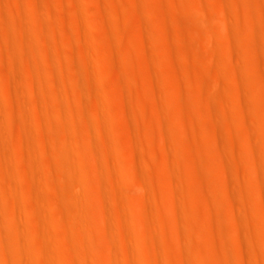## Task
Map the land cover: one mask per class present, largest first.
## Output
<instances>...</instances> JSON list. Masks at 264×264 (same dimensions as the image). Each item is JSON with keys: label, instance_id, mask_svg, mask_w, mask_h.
<instances>
[{"label": "bare ground", "instance_id": "bare-ground-1", "mask_svg": "<svg viewBox=\"0 0 264 264\" xmlns=\"http://www.w3.org/2000/svg\"><path fill=\"white\" fill-rule=\"evenodd\" d=\"M169 1L176 8L168 13L151 0H133L128 12L112 6L113 18L143 25L135 34L143 61L123 45L135 43L127 26L109 27L107 39L117 50L101 51L79 0L71 22L83 37L82 44L75 41L81 60L71 52L49 54L71 44L56 42L42 23L57 14L51 1L1 6L0 264H264V0ZM158 13L171 23L173 33L165 36L172 37L170 63L180 74L173 78L187 86L181 90L188 103L159 69ZM113 58L137 97H124L127 115L110 101L105 63ZM138 68L146 73L141 85ZM25 85L32 114L24 108ZM38 98L45 109L37 108ZM119 119L134 126L128 149ZM185 127L198 142L185 140ZM156 145L166 153L158 165ZM199 195L209 209L197 206ZM66 218L75 224L64 225ZM202 234L218 239L202 244Z\"/></svg>", "mask_w": 264, "mask_h": 264}, {"label": "rangeland", "instance_id": "rangeland-1", "mask_svg": "<svg viewBox=\"0 0 264 264\" xmlns=\"http://www.w3.org/2000/svg\"><path fill=\"white\" fill-rule=\"evenodd\" d=\"M48 1H51V3H53L55 5V7L57 8V14L55 13L51 17H48V18L45 17L42 20V23L44 25H50L51 26V28L53 29L52 38L56 42L61 41L64 38H67L69 40V42L71 43L70 46L67 47V48L51 47L48 50L49 54L51 56H57L59 54V52H60V55L62 54L61 52H63V53L64 52H71L73 57L76 60H81L82 59V53H81L80 49L77 47L75 41L78 42L77 41V39H78L79 42L82 44L81 41L83 40V37H82V35L80 33L81 31L78 30V32H77V30L74 29V27L72 25V22H71L73 20L74 11H76V9H75L76 0H48ZM79 1H80V3H82V7H80L81 10L85 11L87 13L89 19L91 20L92 33H93V36H94V41H95L96 45L98 44L97 46L99 47V49L100 50L102 49L101 51L105 50V53H106V50H110V52H114V50L116 48L114 43H112V42L109 43L110 37H109V39H107L108 38L107 31L109 30L108 29L109 27L120 26L121 28H123V27L127 26L128 29L130 30L131 34L135 38L134 39L135 43H133V42L131 43L130 42L131 40H126V41H124L125 44H123V45L127 48V50H131V53L133 54V56H134V54L136 56V55H139L141 53V52H139L140 51V47H138L139 44H136L138 40L136 39L135 34L138 33L139 31H141V32L143 31V29H144L143 25L138 26L134 21H131L130 23L126 24L124 18H119V19L118 18H113L112 14H111L112 13V6H115V5L118 6V8H119V10L121 12H128L130 7H131V5H132V3H133V0H79ZM151 1L152 2H157L155 4H158V6L160 7L159 9H162V12L164 11V12L168 13V12L174 11L175 8H176L175 5H173V3L170 2L169 0H151ZM6 3H7V0H0V11L2 10L1 6L6 4ZM76 20H77L78 25H80L82 23L81 20H79L77 17H76ZM156 23H157V25L154 27V32L155 31L157 32L156 35L159 38V40H158V42H160L159 43L160 44L159 47H161V48H159V54H160V57L162 58V60L159 59V62H160V66L158 65L160 67L159 69H161V72H163V75L165 76V78L169 82V83L167 82L168 85L170 84L169 89L171 91H175L174 94L177 93V95H179V93H181L179 95L180 99L182 97L183 98L182 99L183 102L184 101L186 102L188 100H184V91L185 90L184 89L181 90V87H183V85H184L183 88H185L186 85L184 83L182 85V82L180 81V76H178L179 78L177 80L175 79V78H177V75H180L178 73L179 67H178V65H174V64L170 63L171 51L169 50V44H170V38L172 39V37L170 36V38H168L167 35L165 36V34H167L166 33L167 31L169 33L170 32L173 33L172 29H170L171 23L161 13H158L156 15ZM0 32H1V27H0ZM76 37H78V38H76ZM80 37H82V39ZM79 42H78V44H79ZM137 47H138L139 50H137ZM116 50H117V48H116ZM116 50H115V52H116ZM132 50L133 51L137 50V52L133 53ZM107 53L110 54V55L111 54L114 55V53H109V51H107ZM136 53H139V54H136ZM113 55H111V56L114 57ZM142 56H144V54L141 55V58H143ZM138 57L140 58V56H136L134 58L137 59ZM141 58L138 59V60H140V61L145 60V58L142 59V60H141ZM116 62H118V60H116V58H113L112 61H110V62L107 61L105 63V66L107 68L108 75H109V77L107 78V86H109V89L111 91H114V92H112L114 94H112V96L110 98V101H111V105L113 106V108L115 109V111L117 113L122 114V115L123 114L127 115L131 111V109L125 104L124 97L126 95H129V94L132 95V98H137V97H136L135 93L134 94H133V92L131 93V89H130L129 85L125 82L124 79H122L124 77L121 75L120 70L118 72L119 74L117 73L118 68H119L118 67L119 63H116ZM136 64H138V63H135L133 65L135 66ZM41 65H42V67L46 66V64H44V63H41ZM20 67H21L22 71L25 72L26 65L20 63ZM136 68H137V66L135 67V69ZM29 71H30V75H32V77H33V80L35 82H38V77H39L38 73L35 72V70H32V69L29 70ZM138 71H140V73L142 75L146 74L145 72L143 73V70L141 71L140 68H138ZM174 72L175 73L177 72L178 74H175ZM140 73L138 74L135 71L136 79L138 78V80L140 82L139 84L141 85L142 83H144L143 80H146V75L145 76L143 75L144 76L143 77ZM53 74H54L55 78L58 81L61 80L62 75H61L60 71L54 69L53 70ZM174 74L176 75V77H175ZM173 75H174L175 78H173ZM115 76H117V78H115ZM140 80H142V82ZM194 84L195 85L193 86V88H192V86L190 84L192 89L197 87V84L196 83H194ZM49 87L50 86L47 83L44 84V88L46 90H48ZM191 88L188 87V89H191ZM59 89H60V87H59ZM179 89L183 93L179 92ZM185 89L187 90V88H185ZM23 90L25 92L24 108L27 110L28 113L32 114L33 112H35V109H34L32 103L30 102L29 91H28V88H27L26 85L23 87ZM115 91L117 92V94L119 93L120 95L119 94L118 95L115 94ZM259 95H260V98L264 99V96L261 93ZM86 103L89 104V106L91 105L90 101H86ZM186 103H188V102H186ZM149 107H147V114H148L149 118L153 120V118H155V116H154L155 114H154L153 110L151 108H149ZM37 108L39 110L46 108L45 103L40 98H38ZM63 112L67 114V109L65 107L63 108ZM213 116L218 118L216 114L214 115V113H213ZM87 117H88V119L92 118V115H91L90 112H88ZM165 122H166V120H165ZM118 126H119V129H120L121 141H122L123 145L127 148L128 145H129L130 139L134 137V131H133L134 126L132 124H130L129 122H127L125 120H120V119L118 120ZM155 128H156L155 131L157 132L158 128L156 126H155ZM184 129L185 130L182 131V133L184 132V134H182V133L181 134H182L183 137L185 136L184 137L185 140L188 139L187 140L188 143H191V142L194 143L197 140L199 141L200 137L197 136L196 133H194L192 131L190 132V129L188 131V127H185ZM46 135H47L46 130H42L41 131V136L42 137H46ZM55 136L57 138H60V135H58V134H55ZM12 142H15V139H13ZM31 143H32L33 147L37 146L36 138ZM186 145L187 144L183 145L182 146L183 148L182 147L181 148H182V151H183L184 154L189 155L188 154V149L185 148V147H187ZM95 149H96L97 152L100 151L99 147H96ZM154 150H155V152L157 154L156 157L158 156V159L157 158L155 159V160H158V162H157V165H158V163L159 164L162 163L163 158H164V160L166 159V153L164 152V150L162 148L160 149L159 145L158 146L156 145ZM35 156H36L37 160L40 163H43L45 161V158L43 156H41L38 152H35ZM130 159H131V156L129 154H127L126 155V160H130ZM262 159L264 160V157H262ZM154 164H156V163H154ZM157 167H154V168L157 169ZM213 168H214L215 172L217 171L216 172L217 175H219V173L221 175V171H222V174H223V170L220 167V164H218V162L214 163ZM185 169L186 168L182 167V171L186 172ZM194 178L195 179L197 178V180H195ZM252 178L253 177L251 176V180H252ZM193 179L198 184L199 183L201 184V183L204 182V181L201 182V180H202L201 176H198V177L194 176ZM199 179H200V181L198 182ZM253 181H255V179H253ZM156 185H157V182H156ZM235 186H236L237 190L240 189L238 184L235 185ZM103 190H104L105 193L109 192V189H108L106 184L103 185ZM136 190H137L136 192L138 194L141 192L139 189H136ZM201 198H200V195H199V198H197V200H196V201H198L199 205H197V202H196V205L197 206H202L205 209H209L210 206H209L208 202L206 201L204 203V201L206 199H204L203 197H201ZM223 199L224 200L226 199L225 201L228 202L227 201L228 200L227 196H223ZM171 204L173 205L174 202L172 201L170 203V205ZM206 206H208V207L206 208ZM201 210H204V209H201ZM107 215L111 216L110 210L107 212ZM169 223H170L169 224L170 226L174 225V222L172 220H169ZM65 224L73 225V224H75V222H73V221L69 220L68 218H66L64 220V225ZM108 229H109L111 234H115V231L112 228L108 227ZM201 236L199 238L201 240H204V241H201L202 244H204L203 242L208 243L209 240L211 238H213L214 236H215L214 237L215 241L218 239V238H216L217 236L215 234L211 235V237H210V235H207L206 238H205V235H203V234ZM208 237H210V238H208ZM212 240L213 239H211L210 241H212ZM101 246H102V248L104 250L108 247L107 245H105V243H103Z\"/></svg>", "mask_w": 264, "mask_h": 264}]
</instances>
